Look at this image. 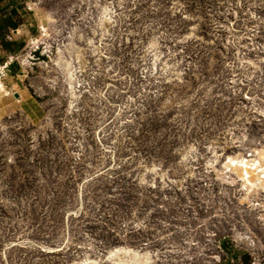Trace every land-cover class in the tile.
I'll list each match as a JSON object with an SVG mask.
<instances>
[{
	"label": "rangeland",
	"instance_id": "374dc122",
	"mask_svg": "<svg viewBox=\"0 0 264 264\" xmlns=\"http://www.w3.org/2000/svg\"><path fill=\"white\" fill-rule=\"evenodd\" d=\"M0 21V264H264V0Z\"/></svg>",
	"mask_w": 264,
	"mask_h": 264
},
{
	"label": "built area",
	"instance_id": "2783aa9c",
	"mask_svg": "<svg viewBox=\"0 0 264 264\" xmlns=\"http://www.w3.org/2000/svg\"><path fill=\"white\" fill-rule=\"evenodd\" d=\"M0 26H1V21H0ZM11 66V62H7L5 65L0 66V81L1 83L5 81L6 77H7V72L8 69Z\"/></svg>",
	"mask_w": 264,
	"mask_h": 264
},
{
	"label": "bare ground",
	"instance_id": "6f19581e",
	"mask_svg": "<svg viewBox=\"0 0 264 264\" xmlns=\"http://www.w3.org/2000/svg\"><path fill=\"white\" fill-rule=\"evenodd\" d=\"M3 84H4V82H2V83L0 84V90H3V89H4Z\"/></svg>",
	"mask_w": 264,
	"mask_h": 264
},
{
	"label": "trees",
	"instance_id": "16d2710c",
	"mask_svg": "<svg viewBox=\"0 0 264 264\" xmlns=\"http://www.w3.org/2000/svg\"><path fill=\"white\" fill-rule=\"evenodd\" d=\"M247 260L245 261L246 264H249V257L246 258Z\"/></svg>",
	"mask_w": 264,
	"mask_h": 264
},
{
	"label": "crops",
	"instance_id": "0c3cea01",
	"mask_svg": "<svg viewBox=\"0 0 264 264\" xmlns=\"http://www.w3.org/2000/svg\"><path fill=\"white\" fill-rule=\"evenodd\" d=\"M1 27V26H0ZM1 29V28H0ZM3 29V28H2ZM10 30H12V28H10ZM2 47L4 48V45L2 44Z\"/></svg>",
	"mask_w": 264,
	"mask_h": 264
},
{
	"label": "water",
	"instance_id": "95a60500",
	"mask_svg": "<svg viewBox=\"0 0 264 264\" xmlns=\"http://www.w3.org/2000/svg\"><path fill=\"white\" fill-rule=\"evenodd\" d=\"M0 84H1V81H0ZM17 98H18V95H17Z\"/></svg>",
	"mask_w": 264,
	"mask_h": 264
}]
</instances>
